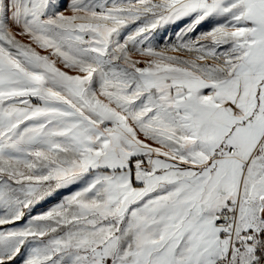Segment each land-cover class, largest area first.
Here are the masks:
<instances>
[{"label": "snow or ice", "instance_id": "6c2138e0", "mask_svg": "<svg viewBox=\"0 0 264 264\" xmlns=\"http://www.w3.org/2000/svg\"><path fill=\"white\" fill-rule=\"evenodd\" d=\"M0 264H264V0H0Z\"/></svg>", "mask_w": 264, "mask_h": 264}]
</instances>
